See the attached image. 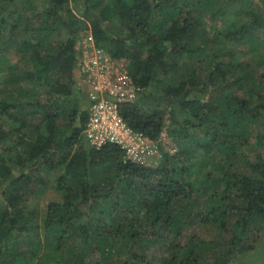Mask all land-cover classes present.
<instances>
[{
  "label": "trees",
  "instance_id": "obj_1",
  "mask_svg": "<svg viewBox=\"0 0 264 264\" xmlns=\"http://www.w3.org/2000/svg\"><path fill=\"white\" fill-rule=\"evenodd\" d=\"M198 1L46 0L35 11L34 0H0V62L18 56L0 87V264H230L254 248L264 230V72L241 58L264 63V9L209 29L202 3L219 6L217 18L245 0ZM85 31L128 59L144 88L120 104L124 120L157 139L169 115L178 149L157 166L87 141ZM204 55L208 70L176 72ZM42 171L56 173L61 197L43 211L28 205L50 183ZM209 225L217 240L181 242Z\"/></svg>",
  "mask_w": 264,
  "mask_h": 264
},
{
  "label": "built area",
  "instance_id": "obj_2",
  "mask_svg": "<svg viewBox=\"0 0 264 264\" xmlns=\"http://www.w3.org/2000/svg\"><path fill=\"white\" fill-rule=\"evenodd\" d=\"M84 46L80 67L88 89L89 119L84 130L90 145L100 148L113 143L124 150L126 159L145 166H157L162 155L159 144L165 141L162 131L157 139L134 130L123 118L120 104L136 100L144 88L136 84L123 58H114L94 44ZM82 51V52H83Z\"/></svg>",
  "mask_w": 264,
  "mask_h": 264
},
{
  "label": "rangeland",
  "instance_id": "obj_3",
  "mask_svg": "<svg viewBox=\"0 0 264 264\" xmlns=\"http://www.w3.org/2000/svg\"><path fill=\"white\" fill-rule=\"evenodd\" d=\"M196 2L200 3L198 0H195ZM35 3V8L33 9L35 11H41L45 6H46V0H34ZM245 5H241L240 1H236L231 9H228V14L224 15L222 13L219 14V17L215 18L214 13L216 10H218L219 6H214L211 7L209 10H207V6L202 3V10L204 11V13L206 14V19L205 21L207 22L208 25H206L207 28L213 26V28H215L214 26L218 27V29H222L223 25L222 23L230 18H237V15H240L241 12H246L249 10V7H253L256 8L258 11H263L264 9V0H245L244 2ZM260 6L263 8H260ZM30 10L25 11L24 13H28L30 15ZM25 20L22 23V25H25ZM117 24V22H115ZM115 26V25H114ZM210 29V28H209ZM212 33V32H211ZM81 49L83 51L84 46H88L91 44V36L89 31L88 32H81ZM211 47H209L212 50L213 49V45H210ZM263 53H262V57H264V47H263ZM83 57H85L86 55V51L84 53V51L82 52ZM9 61H1L0 62V87L1 89H3V85L5 83V80L8 77L9 71H10V65H13L14 63H16V61H18V56L14 53L11 52L9 55ZM255 56H257L254 53H250L248 52L247 54H245L244 56H242L241 60H250V58L253 57V59L250 61L252 62V64H254L255 69H257L258 71H263L264 72V63H262L259 59L255 58ZM205 59L202 60L201 63L198 61V58H189L187 57L185 59L186 61V65H182L178 70H176V72L178 73H190L194 67H198L200 69V71L203 73L205 70H208V60L207 57L204 55L201 59ZM123 61H125L127 67L129 65V60L126 58H123ZM197 63V64H196ZM81 77V75H80ZM166 81L170 79V77H166L165 78ZM85 80V79H84ZM83 86L85 87V89H87V93H88V85L87 82L85 81L83 83ZM143 93V92H142ZM1 93H0V97H1ZM141 95V94H140ZM166 106V103H165ZM164 127L163 130L166 133V138L165 141L162 140L159 144V151L161 153V155L164 154L163 151H166L168 153L174 154L177 149H178V144L176 143V141L174 140V138L169 134V126H170V119H169V115L166 114L165 118H164ZM254 159V157H252ZM43 175L45 176V178H49L50 183L48 184V186L41 191V193H38L37 195L31 197V199L28 202V205L30 208H36V209H41V211H43V209L46 207L47 203L49 201L52 200H60V194L57 193L54 190L53 187V183H54V179L56 177V173L54 172H50V174L46 173L45 171H42ZM43 213V212H42ZM193 235H199L201 236L204 240H217V231L215 230V228L212 225L209 226H200V227H192L187 229V232L184 234V236L181 239V242L184 243L187 240V237H192ZM230 264H264V230L262 232H260L259 234V238L257 240V242L254 245V248L247 250V251H243V252H239L237 253L230 261Z\"/></svg>",
  "mask_w": 264,
  "mask_h": 264
}]
</instances>
